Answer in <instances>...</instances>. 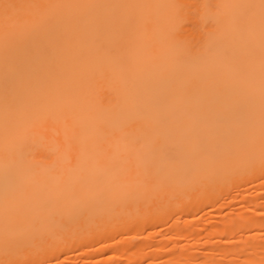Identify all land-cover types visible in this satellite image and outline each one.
<instances>
[{
  "label": "bare ground",
  "instance_id": "bare-ground-1",
  "mask_svg": "<svg viewBox=\"0 0 264 264\" xmlns=\"http://www.w3.org/2000/svg\"><path fill=\"white\" fill-rule=\"evenodd\" d=\"M262 235L264 0H0V264H264Z\"/></svg>",
  "mask_w": 264,
  "mask_h": 264
},
{
  "label": "rangeland",
  "instance_id": "rangeland-1",
  "mask_svg": "<svg viewBox=\"0 0 264 264\" xmlns=\"http://www.w3.org/2000/svg\"><path fill=\"white\" fill-rule=\"evenodd\" d=\"M254 190H256V189H253L252 191H254ZM252 194H255V191H254V192H250V195H249V196H251ZM248 213H249V212H248ZM205 214H206V213H205ZM205 214H204L203 211H198V212L196 213V215H198V217H199L200 215H203V216L200 217V218H202V217H203V218H202V219H199L198 222H201V220H202L203 224H205V223H206L205 221H207L208 223H207L206 225L209 224L208 226L212 225V224H213L212 222H214V224H216V223L218 222L215 218H214V219L211 218V219L214 220V221H212V220L210 219V217L208 218V217H207V214H206V215H205ZM196 217H197V216H196ZM204 217H205V218H204ZM206 217H207V220H206ZM203 219H205V220H203ZM209 219H210V220H209ZM196 220H198V219H196ZM216 221H217V222H216ZM204 222H205V223H204ZM215 222H216V223H215ZM210 223H211V224H210ZM199 224L201 225V223H199ZM204 236H205V235H204ZM202 237H203V236H202ZM205 237H207V236H205ZM232 238H233V237H232ZM259 238H260V239H259ZM259 238H258V240H260V242H261V240L264 239V238H263V235L260 236ZM204 239H206V241H208L207 238H204ZM233 239H234V238H233ZM187 240H188V239H187ZM187 240L185 239L184 241L187 242L188 244H190L191 241H190V240L187 241ZM191 240H192V239H191ZM202 240H203V238H202ZM231 240H232V239H231ZM184 241H183V243H184ZM203 241H204V240H203ZM203 241H202V242H203ZM204 243H205V242H204ZM185 244H186V243H185ZM208 245H211V243L208 244ZM204 246H206V244H205ZM204 246H203V247H204ZM80 261H81V260H80ZM80 261H77L76 263H78V262H80Z\"/></svg>",
  "mask_w": 264,
  "mask_h": 264
}]
</instances>
